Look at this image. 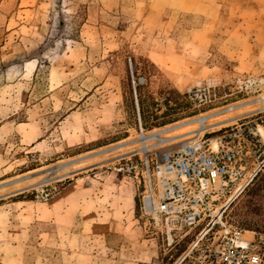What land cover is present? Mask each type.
Returning <instances> with one entry per match:
<instances>
[{"label":"rangeland","instance_id":"rangeland-1","mask_svg":"<svg viewBox=\"0 0 264 264\" xmlns=\"http://www.w3.org/2000/svg\"><path fill=\"white\" fill-rule=\"evenodd\" d=\"M145 83L171 120L148 130ZM206 115L209 146L244 154L218 210L264 160V0H0V264H215L218 225L142 209L166 145L139 138ZM263 185L264 166L222 214L261 264Z\"/></svg>","mask_w":264,"mask_h":264},{"label":"built area","instance_id":"built-area-1","mask_svg":"<svg viewBox=\"0 0 264 264\" xmlns=\"http://www.w3.org/2000/svg\"><path fill=\"white\" fill-rule=\"evenodd\" d=\"M224 111L217 112L218 115ZM200 117V116H198ZM198 117H191L166 125L157 132H162L168 139L155 154L152 168L153 174L159 179L161 193L156 201L150 172L147 165L148 195L142 199L144 212L156 211L170 216L185 228H194L205 223L208 233L215 229L219 241L215 250V264H261L262 254L255 232L244 231L222 220L224 207L215 210L214 202L224 193L227 180L236 177V165L244 156L241 149L216 144L209 146L204 138L208 128H201ZM196 128L176 134L171 133ZM264 166V160L257 169L248 176L243 186ZM148 199V204L146 200ZM217 211V212H215ZM249 233L250 236H246Z\"/></svg>","mask_w":264,"mask_h":264},{"label":"trees","instance_id":"trees-1","mask_svg":"<svg viewBox=\"0 0 264 264\" xmlns=\"http://www.w3.org/2000/svg\"><path fill=\"white\" fill-rule=\"evenodd\" d=\"M136 70H140V68H136ZM148 88V84H136L134 86V93L136 95L135 101L133 100L132 97H130V101H129V105L132 111H137L139 113V122L140 125L143 129H152V128H156L159 126H163L167 123H169L171 120H158L156 119H150L149 116H146V104L144 102V91ZM170 94L175 95L176 97L180 98V97H185V96H181L180 94H178L175 90H170L169 91ZM264 185L261 186L259 190L263 189ZM184 264H192L189 262L188 258H185L183 260ZM200 264V263H197Z\"/></svg>","mask_w":264,"mask_h":264},{"label":"bare ground","instance_id":"bare-ground-1","mask_svg":"<svg viewBox=\"0 0 264 264\" xmlns=\"http://www.w3.org/2000/svg\"><path fill=\"white\" fill-rule=\"evenodd\" d=\"M257 101V100H256ZM254 102V101H252ZM252 104V103H251ZM247 105V104H246ZM232 109V108H231ZM212 115H206V116H202L200 118H197V122L200 124L201 128H205L207 127L206 126V123H207V120L211 117ZM162 132H158V133H152L150 135H144L142 136L141 138H139V142L141 143L142 146H146V143L148 141H160V143H163L164 141H166L168 138H163V137H159V135H161ZM244 188V186H241L237 189L235 195H233L229 200L228 202L225 204V206H223L224 208H226L231 201H233L238 195L239 193L241 192V190ZM147 204H148V199L146 200ZM205 233V231H204ZM203 233V234H204Z\"/></svg>","mask_w":264,"mask_h":264}]
</instances>
